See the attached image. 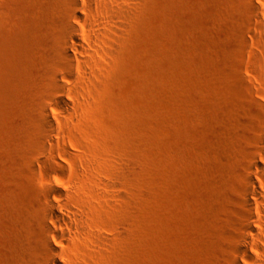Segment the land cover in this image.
Wrapping results in <instances>:
<instances>
[{
	"label": "rangeland",
	"instance_id": "rangeland-1",
	"mask_svg": "<svg viewBox=\"0 0 264 264\" xmlns=\"http://www.w3.org/2000/svg\"><path fill=\"white\" fill-rule=\"evenodd\" d=\"M72 3L0 0V264H39L47 181L65 192L91 171L117 183L74 191L100 236L71 240L63 264H226L241 174L264 146V0ZM76 42L102 50L84 80L59 56L87 57ZM46 103L52 133L37 122Z\"/></svg>",
	"mask_w": 264,
	"mask_h": 264
},
{
	"label": "bare ground",
	"instance_id": "bare-ground-1",
	"mask_svg": "<svg viewBox=\"0 0 264 264\" xmlns=\"http://www.w3.org/2000/svg\"><path fill=\"white\" fill-rule=\"evenodd\" d=\"M61 2L63 0H60ZM70 9L73 8L72 0H65ZM112 3L115 0H107ZM78 20H84L80 15H77ZM105 19L116 22L113 15L104 17ZM72 38L77 41L80 35L78 31L71 25H67ZM99 31H104L106 35L116 34L117 31L109 26H100ZM87 39L99 41L97 34H85ZM74 49L77 52L88 55L85 58H77L72 55L66 47H62L59 51V56L63 61L64 74L67 78L72 79L78 76L80 79L88 77L85 67H92L93 55L89 52L100 53L92 47H84L76 42ZM52 81L58 82V77L54 76ZM65 86L58 85L56 91H52L49 86L45 87V93L58 94L64 90ZM73 92L77 91L76 87L71 88ZM56 94V95H57ZM55 104L60 105L63 110H66L68 103L61 97L54 98ZM48 106L42 104L40 106L39 117L37 122L41 129L46 133H52L54 130L53 121L48 112ZM47 143L52 150L57 149L59 156L67 159L72 156V153L66 148L63 140L47 138ZM257 151L260 158L250 156L245 165V172L241 174L243 187L238 190L234 198L236 204L243 209L239 211V216L233 220L236 228V244L232 254L227 258L226 264H264V146L257 144ZM55 154H49L47 159L51 162L56 161ZM31 164V163H30ZM89 173V172H88ZM94 175V176H93ZM98 173L91 171V175L84 177L87 183H81L77 178H74L65 192L58 187V182L48 180L46 185L54 191V197L45 198L43 200L42 212L36 216L40 230L35 231L36 243L42 248L37 249V260L39 264H63L59 257L65 254V245L73 239L82 238L84 232H89L91 235L100 236L97 230L91 226L86 219V210L84 205H75L70 200L73 198L74 191L89 188L93 194L101 192L103 188H111L117 183L116 180H102L95 177ZM106 195L108 193L106 192Z\"/></svg>",
	"mask_w": 264,
	"mask_h": 264
}]
</instances>
